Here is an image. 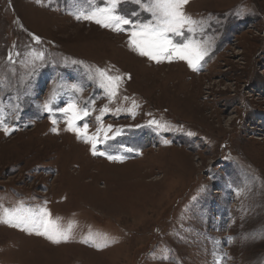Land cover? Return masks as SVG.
<instances>
[{
	"label": "rangeland",
	"instance_id": "rangeland-1",
	"mask_svg": "<svg viewBox=\"0 0 264 264\" xmlns=\"http://www.w3.org/2000/svg\"><path fill=\"white\" fill-rule=\"evenodd\" d=\"M109 6L0 0V218L47 210L68 236L0 223V264H264V0H188L169 35L195 71L133 50L134 0L123 31L83 18Z\"/></svg>",
	"mask_w": 264,
	"mask_h": 264
},
{
	"label": "snow or ice",
	"instance_id": "snow-or-ice-1",
	"mask_svg": "<svg viewBox=\"0 0 264 264\" xmlns=\"http://www.w3.org/2000/svg\"><path fill=\"white\" fill-rule=\"evenodd\" d=\"M134 2L152 14V21L133 26L132 31L129 33V45L133 50L140 56L147 57L157 63H160L162 60L171 62L174 58L184 60L190 68L194 71L197 70L200 60L205 55L199 45L192 41L174 44L169 35L180 36L186 25L190 26L194 23L183 11V7L188 0H134ZM118 3L119 0H110L109 7L97 8L84 14L83 18L92 20L102 27L111 28L114 31H123L121 25H131L132 21L116 14ZM76 18L80 19L81 17L77 16ZM189 31H192L191 27H189ZM99 74L106 81L102 86L106 87L111 95H115V89L121 77H108L104 72H100ZM44 107L48 109L47 104ZM69 110L72 111V117L68 121V130L75 131L78 136L84 135L87 129L86 124L83 125V131L73 125V120L80 117V114L75 109V105H69V108L65 109L66 112ZM104 111H107V109H104ZM83 115H87V111H84ZM4 131L7 134L8 129L5 128ZM92 148L95 155L96 145L94 142ZM108 158L121 159L120 157ZM49 215L47 210H41L40 212H25L22 209H17L13 212L5 210L3 218H0V223L19 228L29 234L43 236L53 243L67 240V234L61 232L53 222L47 219Z\"/></svg>",
	"mask_w": 264,
	"mask_h": 264
}]
</instances>
